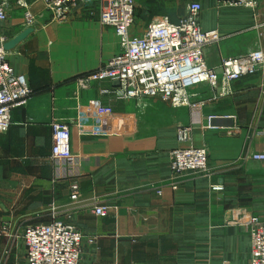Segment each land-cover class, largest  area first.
I'll use <instances>...</instances> for the list:
<instances>
[{"label":"crops","instance_id":"0c3cea01","mask_svg":"<svg viewBox=\"0 0 264 264\" xmlns=\"http://www.w3.org/2000/svg\"><path fill=\"white\" fill-rule=\"evenodd\" d=\"M197 1L202 29L227 37L205 48L210 68L220 72L223 59L264 47V29H255L264 22V0L255 10ZM31 3L35 31L7 52L34 95L14 109L9 131L0 134V264L25 263V231L52 221L53 206L85 235L80 264H249V229L230 219L242 210L264 220V165L245 159L264 150V72L234 82L233 94L217 100L209 85L194 88L190 102L198 109L160 99L116 100L112 81L77 95L74 78L120 53V39L100 24L98 12L81 16L80 6L54 22L43 4ZM8 8L0 34L10 41L26 29V9L18 0ZM156 14L147 27L161 17L178 21ZM210 115L219 117L215 130L206 128ZM54 122L69 126L81 164L76 203L69 182L54 180ZM178 126H192L194 146L208 149V174L174 177L169 153L177 147ZM215 185L224 190L213 191ZM102 204L109 207L107 217L93 212Z\"/></svg>","mask_w":264,"mask_h":264},{"label":"built area","instance_id":"2783aa9c","mask_svg":"<svg viewBox=\"0 0 264 264\" xmlns=\"http://www.w3.org/2000/svg\"><path fill=\"white\" fill-rule=\"evenodd\" d=\"M30 0H18L26 9L23 26L35 27L37 16L30 9ZM43 4L52 21H65L69 13L80 6L96 5L99 22L114 30L120 39L122 51L113 56L99 69L74 78L76 93L91 89L95 83L112 81L116 84L112 92L116 100L144 103L145 100L160 99L174 107L200 105L190 102L191 91L203 84L213 90V99L233 94L232 84L245 76L264 72V47L231 59H223L221 71L210 68L205 59V48L221 43L225 38L219 30L204 31L201 26L203 7L201 2H190L184 16L177 22L169 17L153 21L143 35H133L137 0H31ZM220 7L257 9L258 0H217ZM10 0L0 2V25L8 21ZM31 3V4H32ZM264 29V22L255 27ZM262 35V34H261ZM8 38L0 34V134L9 131L14 109L26 106L33 89L25 75L17 74L8 61L5 49ZM218 116L206 118V128L215 130L214 120ZM52 160L55 181H68L70 199L79 201L80 161L73 153L71 132L63 122L52 124ZM177 147L169 153L172 173L176 179L193 174H208L210 157L206 147L193 144L192 126H178ZM264 165V150L245 156ZM172 188L177 190L178 183ZM213 191L224 190L222 185L212 187ZM158 191V194H161ZM93 212L99 217L109 215V207L96 205ZM52 221L29 226L24 234L27 248L24 264H80L85 235L75 224L60 219L57 207H52ZM232 223L244 224L250 233L251 259L249 264H264V220L247 215L238 210L230 219ZM95 239H89L94 243Z\"/></svg>","mask_w":264,"mask_h":264},{"label":"rangeland","instance_id":"374dc122","mask_svg":"<svg viewBox=\"0 0 264 264\" xmlns=\"http://www.w3.org/2000/svg\"><path fill=\"white\" fill-rule=\"evenodd\" d=\"M188 3V1L183 0H137L135 26L132 34L134 35L144 32L150 21L155 18L152 16L153 13H157L155 16L162 14L174 15V17H178L179 20V18L184 16ZM78 11L81 16H84V14L93 15L98 12V9L92 4L82 6Z\"/></svg>","mask_w":264,"mask_h":264},{"label":"water","instance_id":"95a60500","mask_svg":"<svg viewBox=\"0 0 264 264\" xmlns=\"http://www.w3.org/2000/svg\"><path fill=\"white\" fill-rule=\"evenodd\" d=\"M35 29L33 27H28L20 34L15 36L12 40L6 43L5 49L7 52L14 50L20 43L25 41L32 33H34Z\"/></svg>","mask_w":264,"mask_h":264}]
</instances>
